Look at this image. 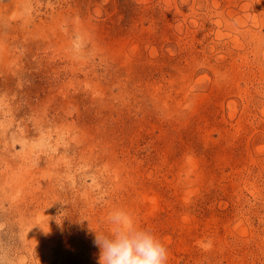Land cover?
Listing matches in <instances>:
<instances>
[{
    "label": "rangeland",
    "instance_id": "obj_1",
    "mask_svg": "<svg viewBox=\"0 0 264 264\" xmlns=\"http://www.w3.org/2000/svg\"><path fill=\"white\" fill-rule=\"evenodd\" d=\"M115 208L264 264V0H0V264H98Z\"/></svg>",
    "mask_w": 264,
    "mask_h": 264
},
{
    "label": "clouds",
    "instance_id": "obj_2",
    "mask_svg": "<svg viewBox=\"0 0 264 264\" xmlns=\"http://www.w3.org/2000/svg\"><path fill=\"white\" fill-rule=\"evenodd\" d=\"M106 221L111 225L107 232L93 231L98 264H168L165 243L151 229L138 225L129 212L112 209Z\"/></svg>",
    "mask_w": 264,
    "mask_h": 264
}]
</instances>
